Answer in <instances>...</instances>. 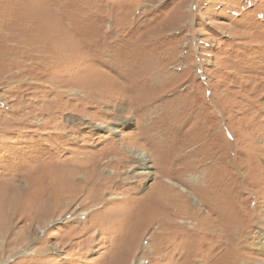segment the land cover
<instances>
[{"label":"rangeland","instance_id":"rangeland-1","mask_svg":"<svg viewBox=\"0 0 264 264\" xmlns=\"http://www.w3.org/2000/svg\"><path fill=\"white\" fill-rule=\"evenodd\" d=\"M0 14V264H264V0Z\"/></svg>","mask_w":264,"mask_h":264},{"label":"bare ground","instance_id":"bare-ground-1","mask_svg":"<svg viewBox=\"0 0 264 264\" xmlns=\"http://www.w3.org/2000/svg\"><path fill=\"white\" fill-rule=\"evenodd\" d=\"M2 3V2H1ZM2 12V11H1ZM3 13V12H2ZM1 15V14H0ZM4 15V14H3ZM15 16V15H14ZM8 19V18H7ZM8 27V26H7ZM12 27V26H11ZM8 29V28H7ZM9 29H11L12 30V28H9ZM7 35V34H6ZM9 38V37H8ZM7 39V38H6ZM5 39V40H6ZM9 40V39H8ZM12 40V39H11ZM24 56V55H23ZM53 61V60H52ZM68 65V64H67ZM11 66V65H10ZM8 68V67H7ZM50 74V73H49ZM72 77V76H71ZM42 78V77H41ZM74 79V78H73ZM149 79V78H148ZM153 81V80H152ZM151 82V81H150ZM52 83V82H51ZM153 83V82H152ZM61 85V84H60ZM152 85V84H151ZM162 85V84H161ZM55 86V85H54ZM166 86V85H165ZM141 87V86H140ZM139 87V89H141ZM149 87V86H148ZM53 88V87H52ZM56 88V87H55ZM128 88H129V90H131V87H130V85L128 84ZM133 88H134V86H133ZM154 88V87H153ZM146 89V88H145ZM71 90V89H70ZM143 90V89H142ZM146 91V90H145ZM67 92V91H66ZM139 92V91H138ZM128 93V92H127ZM127 93H126V95H127ZM131 93L134 95V89H133V91L131 90ZM141 93V92H140ZM139 93V94H140ZM125 94V93H124ZM59 96V95H58ZM124 96V95H123ZM137 96V95H136ZM139 97V96H138ZM145 97V96H144ZM126 98V97H125ZM131 99V98H130ZM130 99H128V100H130ZM133 99V98H132ZM136 100V99H135ZM134 100V101H135ZM149 102V101H148ZM56 103V102H55ZM129 103V102H128ZM133 104V103H132ZM122 108V107H121ZM45 109V108H44ZM37 110V109H36ZM122 110V109H121ZM49 111V110H48ZM125 112V111H124ZM128 112V111H127ZM47 121V120H46ZM104 126V125H103ZM138 149V148H137ZM114 150V149H113ZM224 150V149H223ZM130 153H131V155L134 157V158H136V160L138 161V163H139V166H140V170L138 171V173H136V175H141V174H146L147 176H150V175H152V172H151V165H150V162H149V158H147V155L146 156H144V155H142V154H140L139 153V151L138 150H136V148L135 149H132V150H130ZM106 154V153H105ZM114 154V153H113ZM109 156V155H108ZM219 158H220V164H222L223 166H225L224 164H225V162H226V159H227V157L225 158V154L222 152V149H221V151H219ZM104 160V159H103ZM124 161V160H123ZM136 162V161H135ZM49 167V166H48ZM97 167V166H96ZM50 168V167H49ZM52 168V167H51ZM100 168V167H99ZM134 172V171H133ZM225 172V171H224ZM112 173V172H111ZM69 174V173H68ZM62 176V175H61ZM66 176V175H65ZM132 176H133V174H132ZM228 176L229 175H227L226 174V176H223V178L221 179V180H225V179H227L228 178ZM45 177V176H44ZM64 177V176H63ZM60 178H62V177H60ZM79 178H81V177H79ZM94 178V177H93ZM47 179V178H46ZM49 179V178H48ZM63 179V178H62ZM72 179V178H71ZM85 179V178H84ZM80 180V179H79ZM118 180V179H117ZM43 181V180H42ZM88 182V181H87ZM118 182H119V180H118ZM70 183V182H69ZM71 184V183H70ZM87 184V183H86ZM115 185H117V184H115ZM79 186V185H78ZM50 187V186H49ZM76 187V186H75ZM80 187H81V185H80ZM117 187V186H116ZM176 187V186H175ZM46 188H48V187H46ZM87 188V187H86ZM85 188V189H86ZM74 189V188H73ZM78 189L79 188H77V189H74V190H72L71 188L68 190V191H78ZM94 189V188H93ZM91 190V189H90ZM220 190H224V185H222V187H220ZM45 191V190H44ZM120 191V190H119ZM42 192V191H41ZM40 192V193H41ZM104 192H106V191H104ZM46 193V192H45ZM81 193V192H80ZM107 193V192H106ZM105 193V194H106ZM39 194V193H38ZM124 194V193H123ZM157 194V193H156ZM73 195H74V193H73ZM50 196V195H49ZM62 198V197H61ZM113 198H118V197H113ZM63 199H65V198H63ZM109 199V198H108ZM118 199H120V198H118ZM66 200V199H65ZM83 200V199H82ZM72 201V200H71ZM70 200H69V202H71ZM77 201V200H76ZM87 201V200H86ZM65 202V201H64ZM98 202V201H97ZM86 203V202H85ZM68 205V204H67ZM61 206V205H60ZM102 206V205H101ZM97 208V207H96ZM80 209V208H79ZM149 210V209H148ZM153 213V212H152ZM155 213V212H154ZM153 213V214H154ZM84 214H86V213H84ZM153 214H151V215H153ZM83 215V214H82ZM93 216H95L94 214H93ZM62 217L63 216H59L58 217V219L57 220H54V221H62L63 219H62ZM149 218H150V215H149ZM153 218V217H152ZM152 218H150V219H152ZM157 218V217H156ZM65 219V218H64ZM68 219V218H67ZM89 219V218H88ZM154 219V218H153ZM98 221V220H97ZM43 222V221H42ZM45 222V221H44ZM103 226V225H102ZM100 227V226H99ZM107 227V226H106ZM7 231V230H6ZM1 232V231H0ZM8 232V231H7ZM43 231L41 230V233H42ZM133 253V252H132ZM128 256V255H127ZM128 262V261H127ZM131 264H144L142 261H133Z\"/></svg>","mask_w":264,"mask_h":264}]
</instances>
